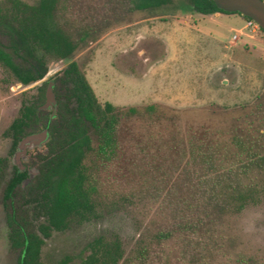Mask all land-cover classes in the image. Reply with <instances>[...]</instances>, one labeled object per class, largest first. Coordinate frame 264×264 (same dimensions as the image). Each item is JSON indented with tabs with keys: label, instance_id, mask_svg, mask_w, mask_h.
<instances>
[{
	"label": "rangeland",
	"instance_id": "rangeland-1",
	"mask_svg": "<svg viewBox=\"0 0 264 264\" xmlns=\"http://www.w3.org/2000/svg\"><path fill=\"white\" fill-rule=\"evenodd\" d=\"M58 9L64 30L78 44L72 55L59 59L37 51L46 71L41 80L27 85L0 64V264H17L19 254L8 238L11 201L4 198L12 165L28 164L29 178L44 165L46 151L43 142L19 155L9 127L23 103L31 101L39 103L38 119L26 133L51 125L52 110L42 106L47 88L54 82L56 94L61 92L60 74L73 61L99 103L110 102L118 109L120 121L111 157L96 155L92 136L93 152L84 161L93 212L87 218L74 217L65 230L44 239L43 264H79L98 237L119 239L127 255L141 236L178 221L180 215L167 203V190L152 192L159 169L180 158L183 146L170 141H185L194 131L218 141L240 134L259 140L264 154V31L247 26L243 15L199 14L188 0H172L152 11H131L124 0H61ZM84 31L88 35L80 40ZM0 44L9 45L1 31ZM16 62L23 69H36L32 60ZM148 105L155 110L147 111ZM130 107L139 112L129 115ZM169 178L171 182L176 175ZM251 182L259 189L255 202L212 224L207 238L211 264H264V173L253 174ZM30 183L22 182L12 204L36 230L44 218L38 212L35 183ZM156 249L162 260L177 264L181 237Z\"/></svg>",
	"mask_w": 264,
	"mask_h": 264
},
{
	"label": "trees",
	"instance_id": "trees-1",
	"mask_svg": "<svg viewBox=\"0 0 264 264\" xmlns=\"http://www.w3.org/2000/svg\"><path fill=\"white\" fill-rule=\"evenodd\" d=\"M124 1L131 11H152L172 3V0ZM60 2L37 0L35 4H28L22 0L0 1V31L9 37L8 46L0 44V64L10 69L24 85L41 80L46 71L45 60L37 51L64 59L78 48L77 42L62 26L58 9ZM188 2L194 12L203 15L217 12L240 14L223 11L213 0ZM244 18L250 20L249 17ZM87 35V31L82 32L80 40ZM17 58L34 61L35 71L20 67ZM59 83L62 89L58 95L53 87L57 99L56 111L50 112L53 122L45 127L49 133L47 155L34 185L38 212L44 222L36 230L32 228L24 211L18 210L12 200L7 212L8 238L19 253L17 264H43L40 254L44 239L52 231L65 230L74 217L87 218L93 212L84 166L88 154L93 152L92 136L97 141V156L109 159L116 147L120 121L118 109L110 102L99 103L75 61L62 71ZM40 98H43L42 94ZM38 108V101L25 102L21 106L19 115L9 127L14 147L27 134V128L37 121ZM145 109L152 112L155 106L148 105ZM127 112L134 115L139 109L130 107ZM183 141H170L172 146L176 143L183 146L180 158L160 168V179L152 186V192L159 195L167 190V203L175 207L174 212L180 215V219L173 225L158 228L150 236H141L127 255L119 239L106 241L101 237L95 238L88 244L90 253L79 264H169L167 258L162 260L163 256L159 255L156 247L174 241L177 236L182 240V257L177 264L212 263L213 252L207 241L212 224L220 217L240 212L255 202L259 189L251 181L256 172L264 173L262 145H259V140L240 134L218 141L201 131L192 132ZM15 170L5 189L6 201L12 198L15 187L27 176L25 171ZM175 175L176 178L170 182L169 177Z\"/></svg>",
	"mask_w": 264,
	"mask_h": 264
},
{
	"label": "water",
	"instance_id": "water-1",
	"mask_svg": "<svg viewBox=\"0 0 264 264\" xmlns=\"http://www.w3.org/2000/svg\"><path fill=\"white\" fill-rule=\"evenodd\" d=\"M216 6L226 12H239L245 17L252 19L260 28L264 30V0H213ZM43 108H49L52 112L57 109V99L51 83L46 91V102L42 105ZM49 133L47 130H42L38 133H33L26 136L19 144V155H26V148L47 142ZM47 152V150H46ZM18 154V153H17ZM39 174V169L35 175H31L24 181L30 183L35 176ZM23 181V182H24ZM31 184V183H30Z\"/></svg>",
	"mask_w": 264,
	"mask_h": 264
},
{
	"label": "flooded vegetation",
	"instance_id": "flooded-vegetation-1",
	"mask_svg": "<svg viewBox=\"0 0 264 264\" xmlns=\"http://www.w3.org/2000/svg\"><path fill=\"white\" fill-rule=\"evenodd\" d=\"M53 84V87L55 86V83L54 82H50L49 83V85L50 84ZM45 96H46V94H45ZM52 112V111H51ZM42 130H46L45 128H42L41 129V131ZM28 135H30V134H26L20 141H19V143L26 137V136H28ZM19 143L16 145V146H18L19 145ZM13 147H14V145H13ZM45 147L47 148V145H46V143H45ZM43 155L45 156V155H47V152L46 151H44L43 152ZM15 168L16 169H18V171H25L26 172V174H27V176L24 178V179H22V182L25 180V179H27L28 178V176H29V165L28 164H26V163H24L23 164V166H20L19 164H17V162H16V164H13L12 165V169H11V177H10V179H9V181H8V183L10 182V180L14 177V175H15ZM38 169H40V168H38ZM35 178H36V176L34 177V179L32 180V182H31V184L32 183H35ZM22 182L18 185V186H16L15 187V189H14V191H13V194H12V198L13 197H16V195H17V188L22 184ZM8 183H7V185H8ZM30 184V185H31ZM7 187V186H6ZM12 198L10 199V200H8V201H11L12 200ZM9 228V227H8Z\"/></svg>",
	"mask_w": 264,
	"mask_h": 264
},
{
	"label": "built area",
	"instance_id": "built-area-1",
	"mask_svg": "<svg viewBox=\"0 0 264 264\" xmlns=\"http://www.w3.org/2000/svg\"><path fill=\"white\" fill-rule=\"evenodd\" d=\"M247 26H249V27H258L259 28V26L252 19L247 21Z\"/></svg>",
	"mask_w": 264,
	"mask_h": 264
}]
</instances>
